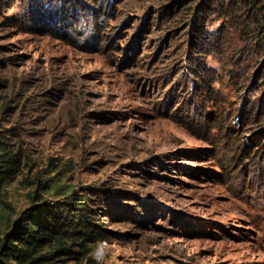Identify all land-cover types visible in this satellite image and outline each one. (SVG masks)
Returning a JSON list of instances; mask_svg holds the SVG:
<instances>
[{
  "label": "rangeland",
  "instance_id": "obj_1",
  "mask_svg": "<svg viewBox=\"0 0 264 264\" xmlns=\"http://www.w3.org/2000/svg\"><path fill=\"white\" fill-rule=\"evenodd\" d=\"M200 2L0 0V235L83 202L96 264H264V0Z\"/></svg>",
  "mask_w": 264,
  "mask_h": 264
},
{
  "label": "trees",
  "instance_id": "obj_2",
  "mask_svg": "<svg viewBox=\"0 0 264 264\" xmlns=\"http://www.w3.org/2000/svg\"><path fill=\"white\" fill-rule=\"evenodd\" d=\"M224 1L229 7L231 0ZM172 3L179 4L181 0ZM200 3L205 4V0ZM38 4L45 9L49 5L43 1ZM190 14L194 21L195 12ZM261 25L257 24V30ZM82 205L83 202L73 207L70 201H42L21 210L0 235V264H68L71 260L96 264L91 254L99 238L93 237L90 229L96 223L89 215L91 210Z\"/></svg>",
  "mask_w": 264,
  "mask_h": 264
}]
</instances>
